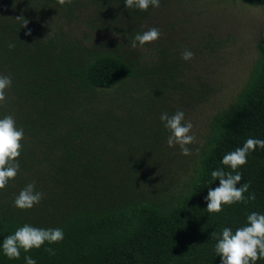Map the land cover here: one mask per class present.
<instances>
[{"label":"rangeland","instance_id":"374dc122","mask_svg":"<svg viewBox=\"0 0 264 264\" xmlns=\"http://www.w3.org/2000/svg\"><path fill=\"white\" fill-rule=\"evenodd\" d=\"M151 27L161 37L133 48L135 34ZM263 42L264 6L241 0H161L147 11L127 9L125 0H0V74L12 78L0 119L13 116L25 133L19 173L0 190V208L47 229L74 211L137 202L168 207ZM185 49L194 53L191 61L181 58ZM99 54L120 58L131 77L111 89L72 82ZM17 85L43 92L31 97ZM178 110L193 124L189 156L167 145L160 120ZM33 182L42 201L30 210L14 207Z\"/></svg>","mask_w":264,"mask_h":264},{"label":"trees","instance_id":"16d2710c","mask_svg":"<svg viewBox=\"0 0 264 264\" xmlns=\"http://www.w3.org/2000/svg\"><path fill=\"white\" fill-rule=\"evenodd\" d=\"M241 1L264 6V0ZM73 75L72 82L85 89H111L132 73L120 58L99 54L86 59ZM30 87L17 85V90L41 96L42 88ZM248 138L264 140V42L257 47L256 60L233 104L213 124L185 190L171 205L161 208L137 202L98 212L74 211L54 227L64 231L61 242L21 250L20 258L11 260L3 254V239L26 223L0 208V264H26L25 256L36 264H220L211 234L219 235L224 227L235 232L250 213L264 214V149L260 148L250 152L247 163L237 170L242 174L240 183L250 184L245 196L255 193L256 199L224 205L219 214L206 210L204 197L210 187L219 185L211 172L231 171L222 165L223 156L242 147ZM47 248L54 249L55 255H49ZM256 264H264V259Z\"/></svg>","mask_w":264,"mask_h":264},{"label":"clouds","instance_id":"9594fccd","mask_svg":"<svg viewBox=\"0 0 264 264\" xmlns=\"http://www.w3.org/2000/svg\"><path fill=\"white\" fill-rule=\"evenodd\" d=\"M57 3L60 6H65L71 4L72 0H57ZM160 3L161 0H125V7L147 11L150 6L159 8ZM27 24L28 21L25 20L23 27H26ZM26 34L30 35L31 33L29 31ZM160 37V29L151 27L135 34L132 47L135 48L137 43L144 46L147 43L155 42ZM14 47V44L9 43L10 50ZM181 58L184 61H191L194 58V53L185 49L181 52ZM11 86V76L0 74V104L6 102V92ZM160 120L170 133L167 137V145L170 148L178 145L181 155H191L192 150L188 145L196 143V137L192 134L193 124L190 120L185 119V113L178 110L169 115L164 112L161 113ZM24 135L23 128L17 127L13 116L6 115L0 119V190H4L8 182L15 179L19 173L18 158L23 150ZM257 148L264 149V140L248 138L242 147H237L234 151L223 156L222 165L227 166L231 171L225 172L223 169H216L211 172L212 179L219 180V185L215 188L210 187L207 196L204 197L207 203L206 210L209 214L221 213L224 205L246 204L256 199L255 193L245 196V193L249 192L250 184L240 183L242 174L237 170L247 163L248 154ZM43 198L44 194L36 190L33 182L20 190L13 204L20 210H30L38 205ZM211 235L217 241L214 250L220 257V264H256L258 260L264 259V214L252 212L247 216L246 224L236 228L235 232L230 227H224L219 235L215 232ZM63 239L62 228L45 229L24 224L18 227L14 234L7 235L3 239L2 251L10 260L19 259L21 250L29 252L33 248H41L45 243L56 244ZM46 251L49 255H55L52 248H47ZM24 259L26 264H36L31 256H25Z\"/></svg>","mask_w":264,"mask_h":264}]
</instances>
